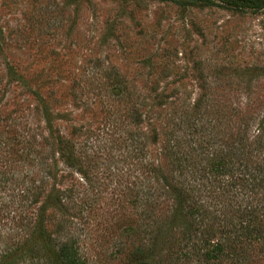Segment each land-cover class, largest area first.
Returning a JSON list of instances; mask_svg holds the SVG:
<instances>
[{"label":"rangeland","instance_id":"rangeland-1","mask_svg":"<svg viewBox=\"0 0 264 264\" xmlns=\"http://www.w3.org/2000/svg\"><path fill=\"white\" fill-rule=\"evenodd\" d=\"M242 132L264 142V6L0 0V252L43 214L85 264H158V219L172 199L151 169L175 175L170 153L192 155L202 172L180 182L198 199ZM66 141L80 172L63 162ZM249 157L264 167V148ZM247 190L212 202L215 231L251 204L264 220V186ZM153 238V259L132 260ZM250 252L264 264L263 239Z\"/></svg>","mask_w":264,"mask_h":264},{"label":"trees","instance_id":"trees-1","mask_svg":"<svg viewBox=\"0 0 264 264\" xmlns=\"http://www.w3.org/2000/svg\"><path fill=\"white\" fill-rule=\"evenodd\" d=\"M206 4H221L223 7L245 12L261 9L264 0H206ZM245 136L243 132L239 134L237 151L233 156L230 152L224 159L213 162V180L205 179L206 184H200L204 188L202 192H205L200 196L207 199H200V196L196 199L180 182L202 172L201 169L190 170L192 155L170 153L175 175H168L161 168L151 169L158 178L159 194H169L172 199L171 215L158 219V264H250L252 243L260 238L264 240V220H260L262 215L259 207L251 204L239 210L235 222L224 225L219 231H215L214 227L218 219L210 210L212 202L224 206V192H233L232 195L238 198L243 195V189H249L247 191L252 192L254 197L257 192L253 189L264 186V167L261 163L249 160V154L263 149L264 142L258 135L251 141ZM178 144L179 142L174 141L170 147L174 148ZM62 159L68 168L81 171L74 147L68 141L64 143ZM225 176L227 184H219V179L216 178ZM199 180L203 181L204 178L199 175ZM214 187L219 191L213 190ZM226 187L229 190L224 191ZM72 200L74 199L69 190L65 201L71 203ZM44 224L42 214L34 222L32 233L14 250L0 252V264H20L26 261L28 264H85L72 240L66 238L65 242H58V235L63 234V228L53 236V233L47 232ZM217 232L218 238L214 237ZM156 245L153 238L149 244L139 246L131 253L132 260L151 261Z\"/></svg>","mask_w":264,"mask_h":264}]
</instances>
